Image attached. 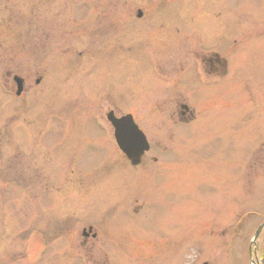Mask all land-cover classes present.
I'll use <instances>...</instances> for the list:
<instances>
[{"label": "rangeland", "instance_id": "374dc122", "mask_svg": "<svg viewBox=\"0 0 264 264\" xmlns=\"http://www.w3.org/2000/svg\"><path fill=\"white\" fill-rule=\"evenodd\" d=\"M71 1L80 8L66 17L54 18L51 8L45 12L46 28L51 32L49 51H76L82 53V62L93 59L92 66L83 67L92 68L87 84L106 87L99 86L101 101L96 107L91 103H83L80 109L72 103L71 111L47 107L48 111L70 112V116L83 121L79 132L84 137L72 151L62 149L67 141L65 136H50L47 139L54 140L36 148L26 146L21 136H16L19 124V132L29 131L27 118L36 112L22 107V103L39 91H28L22 98L13 96L9 74L15 72L16 65L24 66L28 55L19 54L18 59H11L10 53L16 32L27 36L26 5L38 2L0 0V78L8 84L2 85L0 81V264H264L261 253L250 254L256 227L264 220L260 213L255 217L247 215L252 210L264 209L260 203L264 191L260 187L258 191L252 189L255 182L264 184V167L254 168L257 177L249 178L248 173L241 188L238 176L240 170L244 174L249 170L246 160L255 148L252 141H242V153L235 162L242 169L230 161L233 143H226V166L217 156L221 147L218 137L230 130L234 138L254 132L258 145L264 142V128L256 122L261 112L255 113L254 109L256 104L262 105L264 86V0L67 3ZM48 3L62 5L63 11L68 8L64 0ZM141 9L147 17L152 10H166L161 16V31L158 30L162 39L157 44L142 27L148 23H122L130 15L131 20L126 22H135ZM110 17L114 23H108ZM219 25L223 26L225 38L216 40V46L223 47L227 55L242 57L244 72L256 71L250 91L257 94V102L249 107L243 101L239 109L248 107L250 113L227 118V123L221 120L219 107H202L207 108L206 112L199 107L197 120L204 121L205 127L196 126L194 135L192 128L168 117L170 110L175 111L171 100L176 88L168 91L165 85L156 86L160 92L151 96L147 95L148 88L147 92L141 90L153 84L148 80L152 58L147 53L158 51L156 58L162 66L172 68L177 54L188 55L202 42L194 37L192 43L187 28L204 30L199 37L212 42L219 37ZM242 95L244 99L247 96L244 92ZM156 101L165 105L153 107ZM95 110L101 127L96 123ZM110 110L117 117L131 114L152 145L144 161L135 168L117 148L106 119ZM72 126V131L77 130V124ZM211 133L217 136L213 148ZM89 142L93 145L87 148ZM42 148H49L47 152L62 149L64 155L58 152L59 159L52 156L50 164H43L37 156L45 151ZM71 158L72 167H67L65 162ZM12 170L17 173L15 177ZM88 225L97 238L85 243L83 231Z\"/></svg>", "mask_w": 264, "mask_h": 264}, {"label": "flooded vegetation", "instance_id": "af4514ba", "mask_svg": "<svg viewBox=\"0 0 264 264\" xmlns=\"http://www.w3.org/2000/svg\"><path fill=\"white\" fill-rule=\"evenodd\" d=\"M31 1H37L38 3L34 5H31V3L28 6L26 5L27 20H25V27L28 28V30L26 31L27 36L23 34L19 35V33L17 34L16 32L13 51L10 53L12 54L10 56L11 59H18L19 54H27L30 59L28 57H25V62L23 63L24 66L21 67L20 65H16L15 72H8L10 73L9 76H12V81H9L12 85L9 86H13V96L15 98H22V96L28 91L39 92L37 93V95H35V97L27 99L25 102L26 105L22 103V107H26V109L32 108L36 112L32 116L27 118L29 119V121H27L26 125H28L29 131L19 132L18 129L21 130V124H19L18 128L16 127V136L19 134L21 136V139L25 142V145L32 148L40 147L43 143L50 142L51 139H53H47L50 136H65L67 141L64 144L65 147L62 149L66 148L72 151L74 149H77L79 141L82 139V137H84L82 133L79 132L81 131L79 127L81 126L83 121H78L80 119L70 116V112L67 113L64 111H59L58 109H54L59 111L58 113H55L57 111H48L47 107H63L70 110V105L72 103H74L73 106L78 107V109L82 107L83 103H91L94 105L93 107H96L101 101V98L99 96V90H101L100 87H106L100 86L98 84L91 86L87 84V80L90 77L89 75H91L92 68L90 69L88 67H83L92 66V61H94L93 59H87L86 61L82 62L79 59V56L82 53H78L76 51H69L68 53H66L67 51L60 52L56 49H53V51H49V39L51 32L46 28V20L48 19H46L47 15L45 12H48V8H51L53 9L51 12L52 16L54 14V18L66 17L70 15L71 12L74 13L78 8H80V6H77L76 3L73 4L72 1L67 3L68 0H64V2L67 3L65 5H68V8L63 11L64 8H61L62 5H58V7L56 5L53 6L51 3H48V0ZM54 2H61V0H54ZM127 11L129 12L131 10ZM139 11L141 12L140 17H138ZM143 11L144 9L137 11V19L135 20V22H126L132 17V15H130L128 19H125L124 22L122 21V23H148L147 25L142 27L145 28V32L147 34H152L151 38H154V41L157 44L162 39V36L158 37L160 36L159 34H162L159 33L158 30L161 31V29H159L163 23V18L161 16L166 10H152V13L149 17H147V14ZM19 17H22V15H19ZM154 18L156 19L154 20ZM114 21V18L110 17L108 23H114ZM16 22L18 23L19 20H17ZM35 29L39 31L35 33ZM189 30H191L192 33H190ZM245 30L247 29L242 28V31ZM186 32L190 37L192 43H195L194 37H198L199 40L202 41L197 46V49H195V51L191 50L188 55L185 56L183 54H181L180 56L179 54H177L176 57L173 58L172 68H164L162 66L161 62L156 58L158 51L147 53L152 58L150 62L148 80L153 82V84L149 86L145 85V87L141 88V90L147 92V90L149 89L147 95L151 96V93H153V95H156V93L158 94V91L160 92V89H157L156 86L159 87L161 85H165L164 88H166L168 91L176 88L174 91L173 99L171 100L175 103V111L170 110V112L168 113V117L171 120L175 119L174 122L176 123L186 124L188 127L192 128L191 130H193L194 135L196 134V126H200L201 128L205 127L203 124L204 121L197 120L199 107L202 110L205 109V112L207 111V108H202L204 106L219 107L222 111V115L220 117H222L223 119L221 120L225 123H227V118L230 119L238 114L241 115V117L242 114H249L250 110H248V107H246V110L239 109V107L243 101H247L246 106L249 107L251 104L257 102V94H252L250 91L253 87L254 74H256V71L251 74L244 72L241 67L242 57L234 56L235 54H233V56L227 55L226 50H224L223 47L216 46L218 43H216V40L222 39L223 41V39L225 38L223 33V26L219 25L217 35L219 37L212 42L209 41L208 38L205 39V37H199L201 35H204V30L202 32V30H195L194 27H192L189 29L187 28ZM217 36L215 38H217ZM204 42L207 43V46L210 44L209 48L211 49H208L207 46H202ZM235 43L237 44L238 42L235 41ZM6 54L8 56L7 52ZM78 65L80 66L77 67ZM4 74L7 75L6 73ZM156 76L164 81L159 80ZM261 79L264 83V77H262ZM0 81L2 82L3 79L0 78ZM5 84L8 85L7 83L2 82V85ZM247 91H249L251 95H249ZM243 92L247 95L245 99L242 95ZM253 100L255 101L253 102ZM261 100V107L256 104L254 109H256L255 113L261 112L260 118L258 119V117H256V122L258 125H260L261 128H264V86L263 92L261 94ZM32 102L34 103L32 104ZM164 105L165 102L156 101L153 107L159 108L163 107ZM231 107L235 110H230L229 108ZM93 114L96 115V123L101 127L98 119L100 117L98 116L96 110ZM123 116L125 115L117 117L114 110H110L106 114L107 122L112 128L111 132H113L112 135L114 141L115 128L109 119L110 117L122 118ZM202 118L204 119L205 116H203ZM74 123L77 124V130L72 131V124ZM65 128H68V130H64ZM91 128L95 129L96 127L92 126ZM233 130L236 129L234 128ZM253 133L254 132H246L243 137L240 135L239 138H234L232 137L234 133H232V130H230L228 131V133H225L221 137H218L219 144L222 148L219 147V154H217V156L223 162V165L225 164V166L227 165V142L234 144V152L232 154V157H230V161L232 162L234 167H240V169H242V167L235 162L238 160V156L240 155V153H242V148L244 146L242 144V141L251 140V145L255 147L253 150H251L252 153L249 154L250 159L246 160V167L249 168L247 174L243 173V169L240 170L238 181L240 182L241 188H244L243 178H247L248 173L249 178L257 177L258 174L256 173L257 176H254L253 173L254 168L260 170L264 167V157L260 155L264 154V142L258 145L257 135ZM198 135H202V133L200 134V132L198 131ZM211 135L212 137H210L209 140H211L210 145L211 148H213L217 144V136L214 133H211ZM149 144L152 147L150 142ZM91 146L89 142L87 148ZM43 150L45 151H38L39 154L37 156L41 157V161H43V164L47 165L50 164L49 157L53 156V158L56 160L59 159L57 158L59 154H63L60 152V150L54 151L53 149V151L50 152H47L49 148ZM16 157L19 158L18 155H16ZM144 158L145 157L142 158V161H144ZM251 161L253 163H250ZM19 162L20 161L17 159V163ZM65 163L67 167H72V158ZM138 169L134 170L137 171ZM12 171L15 177L17 173H15L14 170ZM20 177L23 178L24 175H20ZM19 181L22 182L21 179ZM261 181L264 182V178H262ZM45 182L46 180H43V183ZM252 183H254V181ZM254 184L257 188L255 187L252 189L258 191V188L260 187L264 191V184L258 185L256 184V182ZM260 200V203L264 204V196H261ZM258 213L262 215L261 219L264 220V209L262 211L252 210V214H254V217L257 216ZM263 224L264 221L258 227H256L257 230ZM96 234L97 233L94 231V229H92L90 225L84 228L83 238L85 239V243L90 240H96ZM262 235H264V228L260 236ZM258 240L253 245V251L254 254L261 253L263 255V260L264 236L263 240L260 243L258 242ZM91 262L93 263V261Z\"/></svg>", "mask_w": 264, "mask_h": 264}, {"label": "water", "instance_id": "95a60500", "mask_svg": "<svg viewBox=\"0 0 264 264\" xmlns=\"http://www.w3.org/2000/svg\"><path fill=\"white\" fill-rule=\"evenodd\" d=\"M109 120L115 126V138L121 150L128 156L132 164H139L145 151L149 150L148 142L143 133L129 116L120 120L110 117ZM258 235L259 231L256 237Z\"/></svg>", "mask_w": 264, "mask_h": 264}]
</instances>
